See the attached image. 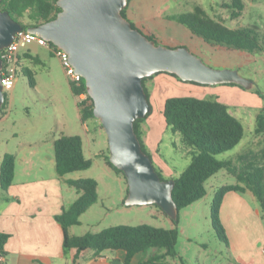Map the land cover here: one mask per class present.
<instances>
[{"label": "rangeland", "instance_id": "obj_1", "mask_svg": "<svg viewBox=\"0 0 264 264\" xmlns=\"http://www.w3.org/2000/svg\"><path fill=\"white\" fill-rule=\"evenodd\" d=\"M234 1L132 0L127 7V19L139 31L145 34L150 32L157 38L159 45L171 49L187 48L209 67L238 71L243 78L255 84L252 90L238 85H196L190 88V85L195 84L168 75L177 82L172 85L161 74L146 81L153 110L142 124V140L145 151L152 157L156 170L163 174L165 180L171 175L179 177L191 161L181 135L167 126L163 116V106L168 99L196 97L218 100L227 105L245 129L244 139L237 147L241 154L247 151V140L256 134L258 115L264 114V52L213 47L174 19L193 13L200 6L209 18L230 29H252L258 42L264 46V0H240L243 10L237 11L239 16L236 18L233 17L232 9ZM23 21L27 23V19ZM29 53L39 58L40 63L26 59L24 55ZM21 57L17 83L12 90L5 91L7 105L0 112V156L5 151L12 153L20 150V142H35L38 154L30 156L34 170L43 167L41 173L49 176L55 173L53 141L61 136L83 137L85 156L93 161V165L89 170L69 174L67 178L96 180L98 202L81 217V224L74 229L77 235L100 233L121 225H150L167 230L177 228L179 239L176 251L179 257L168 258L166 264H182L180 258L186 264H264V211L251 191L244 194L228 193L220 209L222 228L212 221V204L217 192L224 186L238 184L236 176L229 175L226 170L213 176L207 182V196L181 210L177 225L155 205L127 207L128 183L104 160V157L110 156L106 133L100 121L94 118L86 122L90 129L89 136H86L78 105L60 59L52 50L37 44L22 50ZM23 67L34 71L37 82L35 88L30 87L28 78L22 72ZM6 114L9 117L2 121ZM14 134L17 136L14 137ZM259 141V149H262L264 138L260 137ZM88 143L89 149L86 148ZM223 155L218 159L223 160ZM23 167L20 163L19 168ZM65 189L69 208L79 194L69 185H65ZM162 252L150 250L139 255L136 262L141 263Z\"/></svg>", "mask_w": 264, "mask_h": 264}, {"label": "trees", "instance_id": "obj_2", "mask_svg": "<svg viewBox=\"0 0 264 264\" xmlns=\"http://www.w3.org/2000/svg\"><path fill=\"white\" fill-rule=\"evenodd\" d=\"M131 1L129 0V4ZM1 6L3 11L9 12L14 20L23 24L25 30L54 20L61 11L58 0H3ZM232 9H234L233 17H238L239 13L237 11L243 10L241 1L235 0ZM126 11L127 9L122 13L125 18H127ZM23 19H27V23H24ZM174 19L181 25L186 26L193 35L213 47L264 52V46L258 42L257 35L252 29H230L221 22L209 18L206 11L200 6L196 7L193 13L184 14ZM133 27L136 28L135 25ZM143 34L158 44L157 38L150 32ZM24 57L40 63L39 58H34L30 54H25ZM22 72L28 78L30 87L35 88L37 82L34 71L28 67H23ZM160 74L178 78L173 74ZM148 79H152V77L144 80V86ZM70 89L74 95L87 92L84 81L79 87L70 85ZM145 90L149 99L146 86ZM6 105L7 98L2 111ZM80 112L83 123L95 118L94 104L82 109ZM163 116L167 126L172 128L174 133L181 135L184 149L191 157L190 164L179 177L169 178L175 180L173 199L179 212L204 199L208 194L207 182L222 170H228L236 176L239 183L224 186L217 192L211 211L214 225H219L222 228L219 219L220 209L225 196L230 192L244 194L251 191L264 211V147L259 152L242 156L240 167L234 165L233 162L218 159L219 156L235 150L245 136L242 122L230 112L227 105L218 100H206L196 97L170 98L165 102ZM144 120L135 122V131L145 151V144L142 140ZM255 133L258 137L264 138L263 113L257 117ZM54 151L56 171L59 177L89 170L93 165V161L85 156L83 139L79 135L61 136L54 143ZM104 160L117 174L124 176L122 171L110 163V156L104 157ZM15 171L16 157L12 154H6L0 166V187L3 191H7L13 185ZM158 173L162 180H165L163 174ZM68 185L75 189L80 196L69 208L63 209L62 213L56 216V220L63 230L64 252L68 253L71 250L77 252L71 264H81L79 262L80 256L87 251L94 252L95 257H99L106 251H124L126 253L124 264H133L137 256L153 249L163 252L153 255L140 264H166L168 258L179 257L176 251L179 239L177 228L167 230L150 225L136 227L121 225L105 229L100 233L71 236L69 228L79 226L81 217L98 202V182L94 179H79L69 180ZM173 223L177 225L178 221ZM9 238L8 234L0 231V253L3 255H5ZM180 260L182 264H186L182 258Z\"/></svg>", "mask_w": 264, "mask_h": 264}, {"label": "water", "instance_id": "obj_3", "mask_svg": "<svg viewBox=\"0 0 264 264\" xmlns=\"http://www.w3.org/2000/svg\"><path fill=\"white\" fill-rule=\"evenodd\" d=\"M0 0V112L6 100L2 82L1 51L25 30ZM129 0H58L61 11L47 23L27 28L59 47L84 79L109 144L110 163L128 183L127 207L158 206L173 222L179 209L173 199L175 180H162L152 158L143 150L135 122L153 110L144 80L160 73L200 85H238L246 90L254 82L235 70L206 65L189 49L156 44L123 16Z\"/></svg>", "mask_w": 264, "mask_h": 264}, {"label": "crops", "instance_id": "obj_4", "mask_svg": "<svg viewBox=\"0 0 264 264\" xmlns=\"http://www.w3.org/2000/svg\"><path fill=\"white\" fill-rule=\"evenodd\" d=\"M161 76L169 79L172 85L177 83L167 74H161ZM189 87L195 88L197 86L190 85ZM74 98L76 100L75 95ZM78 111L81 119L79 106ZM230 112L235 116L231 110ZM7 117L9 115L6 114L2 118V121ZM83 126L88 137L90 133L88 124L83 123ZM16 136L17 134H14V137ZM259 139L260 137L254 134L247 140L245 145L247 151L245 154L260 151ZM87 140L88 142L90 141L89 138ZM39 141L42 142L40 139ZM55 141H53V146ZM34 143L29 141L20 142L18 143L20 150L12 153L5 151L0 156V166L6 154H12L16 157V171L13 185L7 191H3L0 187V231L10 236L5 249V262L2 264H71L77 252L75 250H71L68 253L64 252L63 230L57 222L56 216L68 207L65 185H68L69 180L74 179H69L67 176L59 177L55 161V173H51L49 176L41 173L43 167L40 168L42 171L40 169L34 170V163L32 158H30L31 155L38 154L37 148L35 149L37 145ZM83 143L85 153L84 139ZM89 147L90 143H88L86 148L89 149ZM237 149L233 150L236 151L233 154H224L225 158L222 161H230L240 167L241 157L245 154H241V150L238 151ZM187 156L191 160L188 154ZM20 163L24 166L23 168H19ZM226 171L229 175H232L228 170ZM171 177L177 178L174 175H171L169 178ZM69 191L72 194L71 190ZM75 227L69 228L71 236H79L74 232ZM137 257L133 261V264H140L136 262ZM125 259L126 253L120 250L106 251L99 257H95L94 252L87 251L82 253L79 262L81 264L83 262L84 264H124Z\"/></svg>", "mask_w": 264, "mask_h": 264}, {"label": "built area", "instance_id": "obj_5", "mask_svg": "<svg viewBox=\"0 0 264 264\" xmlns=\"http://www.w3.org/2000/svg\"><path fill=\"white\" fill-rule=\"evenodd\" d=\"M37 44L52 50L60 59L62 66L68 78L69 85L79 87L84 81L83 77L76 73L74 67L69 61V56L59 47L47 42L39 35H35L24 30L15 35L14 40L10 46L1 51L2 59V82L4 92L12 90L18 80V73L21 64V52L26 50L29 46ZM77 104L80 110L90 107L93 100L87 92L80 95H75ZM5 262V256L0 253V264Z\"/></svg>", "mask_w": 264, "mask_h": 264}]
</instances>
